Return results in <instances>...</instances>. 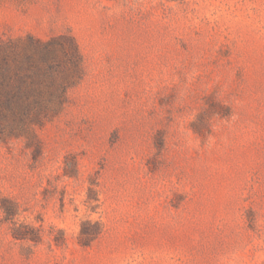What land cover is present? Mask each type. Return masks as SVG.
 Here are the masks:
<instances>
[{"label":"rangeland","instance_id":"374dc122","mask_svg":"<svg viewBox=\"0 0 264 264\" xmlns=\"http://www.w3.org/2000/svg\"><path fill=\"white\" fill-rule=\"evenodd\" d=\"M28 35L65 93L0 132V264H264V0H0Z\"/></svg>","mask_w":264,"mask_h":264},{"label":"trees","instance_id":"16d2710c","mask_svg":"<svg viewBox=\"0 0 264 264\" xmlns=\"http://www.w3.org/2000/svg\"><path fill=\"white\" fill-rule=\"evenodd\" d=\"M65 50L57 39L0 38V132L23 129L31 117L60 105L63 77L54 73Z\"/></svg>","mask_w":264,"mask_h":264}]
</instances>
